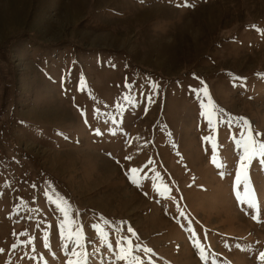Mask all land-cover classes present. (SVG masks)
<instances>
[{
    "label": "rangeland",
    "instance_id": "rangeland-1",
    "mask_svg": "<svg viewBox=\"0 0 264 264\" xmlns=\"http://www.w3.org/2000/svg\"><path fill=\"white\" fill-rule=\"evenodd\" d=\"M239 117L264 134V0H0V264L76 259L61 199L88 264H125L123 237L140 264H264Z\"/></svg>",
    "mask_w": 264,
    "mask_h": 264
},
{
    "label": "snow or ice",
    "instance_id": "snow-or-ice-1",
    "mask_svg": "<svg viewBox=\"0 0 264 264\" xmlns=\"http://www.w3.org/2000/svg\"><path fill=\"white\" fill-rule=\"evenodd\" d=\"M187 6V5H185ZM86 86V85H85ZM126 87L131 88V85H127ZM153 91L156 90V85H151ZM199 94V93H198ZM205 96H209L207 93V90L204 91ZM149 101H151V97H148ZM210 99V96H209ZM202 107H206L203 106ZM212 112H202V115H205L209 119V123H212V117L215 116L217 107L215 104L210 105ZM218 111L222 112V109H219ZM83 115V113H82ZM239 123L237 124L238 127H241V135L242 139L238 142V146L241 149V155L239 159V168L236 173L235 177V184L237 186H240L243 184L244 192H245V202L247 203V206L249 209L255 210V214L252 216L254 220L257 222H260V212H259V205L256 201L255 197V191L254 189H251V181L250 177L248 175V170L251 166V163L253 160H259L261 163H264V141H261L259 139L260 136L264 135L262 133L256 132L255 136L253 135V129L251 123L244 117L238 118ZM223 122V121H222ZM227 124L231 125L233 124V119L230 118L227 121ZM100 133L98 132L97 135ZM125 159H130V157H126ZM119 163V161H118ZM213 163H216V160H213ZM219 167H225L223 163L219 165ZM138 169L132 168L128 172H126V175H128V178L130 182L136 186V187H142V181H138L137 178H134L130 173H137ZM220 175L223 177L225 175L224 172H221ZM35 187V185H33ZM57 208L61 211V213L64 216V221L59 225V229L61 231L62 236H65L68 240L72 242V244L75 246L71 252L70 257H76V259L69 258L68 264H88V255L87 253L81 251L77 252L75 248H79L83 250L84 248V231L83 228L76 226L75 220L72 218L71 215V205L66 201L61 199L59 203H57ZM107 223V221L105 222ZM75 228V231L73 229ZM97 234L100 236L102 242L105 244L106 248H111L112 245L108 243V237L107 233L104 231V229L100 225L95 226ZM117 231H120L121 229H116ZM127 231L132 234V237H136L135 231L128 227ZM26 235V234H25ZM138 239V237H136ZM31 243V241H29ZM116 244L119 246L118 251L115 254L116 260H123L125 261V264H140V258L135 255V252L140 251V246L135 245L133 246L132 240L128 237H123L122 240L116 241ZM124 245H127V247H124ZM45 247H48L47 244H45ZM66 254H68V248L65 247ZM144 251H151V249H144ZM201 259L206 260V255L203 254V250L201 249ZM0 252H3L2 249H0ZM259 259L264 261V252H261L259 254Z\"/></svg>",
    "mask_w": 264,
    "mask_h": 264
},
{
    "label": "bare ground",
    "instance_id": "bare-ground-1",
    "mask_svg": "<svg viewBox=\"0 0 264 264\" xmlns=\"http://www.w3.org/2000/svg\"><path fill=\"white\" fill-rule=\"evenodd\" d=\"M207 12V14H212V15H214V16H216V13H214V12H216V8H212V9H210V10H206ZM211 22V24L214 22V20H211L210 21ZM186 37V36H185ZM192 39H195V40H198V36L196 35V38H195V36H194V38H192V36L191 37H189V38H187L186 37V39L185 38H183L182 39V44L185 42V41H188V42H192L191 40ZM171 58V57H170ZM170 58H167L165 61L167 62V63H170L171 61H170Z\"/></svg>",
    "mask_w": 264,
    "mask_h": 264
},
{
    "label": "trees",
    "instance_id": "trees-1",
    "mask_svg": "<svg viewBox=\"0 0 264 264\" xmlns=\"http://www.w3.org/2000/svg\"><path fill=\"white\" fill-rule=\"evenodd\" d=\"M102 146H106L107 145V143L106 142H103L102 144H101ZM255 162H257L258 161V159L257 160H254ZM229 242V241H228ZM232 242H234V241H232Z\"/></svg>",
    "mask_w": 264,
    "mask_h": 264
}]
</instances>
